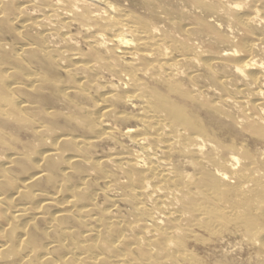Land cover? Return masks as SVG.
Returning a JSON list of instances; mask_svg holds the SVG:
<instances>
[{
    "label": "bare ground",
    "instance_id": "6f19581e",
    "mask_svg": "<svg viewBox=\"0 0 264 264\" xmlns=\"http://www.w3.org/2000/svg\"><path fill=\"white\" fill-rule=\"evenodd\" d=\"M0 264H264V0H0Z\"/></svg>",
    "mask_w": 264,
    "mask_h": 264
}]
</instances>
